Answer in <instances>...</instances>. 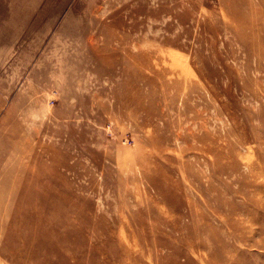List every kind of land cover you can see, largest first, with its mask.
I'll return each instance as SVG.
<instances>
[{
	"label": "rangeland",
	"instance_id": "rangeland-1",
	"mask_svg": "<svg viewBox=\"0 0 264 264\" xmlns=\"http://www.w3.org/2000/svg\"><path fill=\"white\" fill-rule=\"evenodd\" d=\"M0 190V264H264V0H0Z\"/></svg>",
	"mask_w": 264,
	"mask_h": 264
},
{
	"label": "bare ground",
	"instance_id": "bare-ground-1",
	"mask_svg": "<svg viewBox=\"0 0 264 264\" xmlns=\"http://www.w3.org/2000/svg\"><path fill=\"white\" fill-rule=\"evenodd\" d=\"M12 181H13V180H12ZM0 194H1V190H0ZM4 205H5V204H4ZM0 214H1V213H0ZM2 214H3V213H2ZM2 214H1V215H2ZM5 216H6V215H5ZM5 216H4V217H5ZM0 217H2V216H0ZM4 220H5V219H4Z\"/></svg>",
	"mask_w": 264,
	"mask_h": 264
}]
</instances>
